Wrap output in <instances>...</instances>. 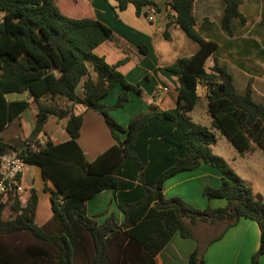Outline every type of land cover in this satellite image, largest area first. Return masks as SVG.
<instances>
[{"label":"trees","instance_id":"obj_1","mask_svg":"<svg viewBox=\"0 0 264 264\" xmlns=\"http://www.w3.org/2000/svg\"><path fill=\"white\" fill-rule=\"evenodd\" d=\"M62 1L0 0V135L34 104V125L26 140L37 146L17 149L0 137V156L15 151L26 165L40 170L52 212L44 224L35 223L34 188L4 201L0 196V264H157L156 256L175 234L197 243L187 264H204L207 246L240 219L257 226L259 245L249 264H258L264 256V202L225 160L212 154L211 146L218 131L240 156L253 147L264 153V104L253 100L250 83L238 93L226 66L218 64L217 44L196 30L195 0H170L163 32L168 40L167 29L175 25L197 45L193 55L162 69L176 77V107L159 110L150 105L126 128L109 116L128 102L129 90L140 93L117 69L126 59L109 65L96 55L94 50L111 31L88 17L65 16L59 9ZM104 1H113L118 11L131 5L136 15L154 6L151 0ZM221 2L220 28L231 36L232 21L245 23L238 10L241 0ZM210 57L213 64L206 69ZM117 86L122 91L115 103L103 104ZM198 86L206 87L209 127L189 116L199 99ZM9 94H25L31 102L9 100ZM75 106L99 113L115 141L91 162L77 144L82 114L74 113ZM50 117L63 122L68 139L58 144L48 139L40 145L37 139ZM202 164L220 174L219 185L205 186L202 196L223 200L225 206L199 210L178 197L165 198L167 180ZM104 191L112 192L123 216L120 223L112 215L99 224L86 216V203ZM6 206L8 218L2 215ZM199 223L212 229L221 224L222 230L202 245L192 230Z\"/></svg>","mask_w":264,"mask_h":264},{"label":"crops","instance_id":"obj_2","mask_svg":"<svg viewBox=\"0 0 264 264\" xmlns=\"http://www.w3.org/2000/svg\"><path fill=\"white\" fill-rule=\"evenodd\" d=\"M151 1L156 8V15L151 22L146 18V9L141 12L142 18L139 19L137 18L139 15L134 14L133 6L129 5L124 11H118L113 1L63 0L59 4V9L65 16L71 18L88 17L98 21L111 31V37L94 50L96 55L103 57L109 65L126 59L117 69L124 76L126 82L139 89L140 93L137 94L133 90H129V100L124 107L110 112L113 120L124 128L127 127L131 118L144 114L150 105L156 106L159 110L176 107L178 98L176 77L162 69L170 66L177 59L189 57L197 51V45L189 40L183 31L175 25H171L167 29L169 39L163 38L165 25L169 21L167 12H169L170 0ZM238 10L246 22L243 12L239 8ZM222 12L223 4L219 3L218 0H195L193 16L196 30L204 39L217 44L215 59L219 65L226 66L232 76L236 91L243 93L246 85L250 83L253 100L255 98L256 102L264 104V26H244L245 23L240 25L237 20H234L231 22L233 34L229 36L220 28ZM252 28L254 31L250 34ZM138 47H143L145 51L140 52ZM209 62L212 66V57L207 59L205 65ZM121 91V87L113 88L102 103L107 106L113 105ZM205 92L206 87H197L198 96L201 94L205 99ZM25 99L31 102L27 95ZM28 110L32 111L33 119L26 122L25 125L23 124L25 135L31 132L34 125L35 107L30 104L26 111ZM26 111L20 117H23L27 113ZM79 114H82V124L77 144L84 157L91 162L115 144V141L99 113L83 108ZM30 123L31 125H29ZM58 124L60 128H58L56 135L45 136L54 144L68 139L63 122L58 121ZM3 134L4 132L0 135L2 140ZM254 153L255 147L245 155L252 156ZM22 180L25 189L34 188L37 193L38 204L35 223L42 225L50 219L52 212L49 195L43 191L44 184L40 170L37 167L26 165ZM190 181L195 183L198 190H203L205 186L217 187L220 183V174L205 164L200 165L194 171L179 173L163 184L165 198H179L182 193L180 187L187 184L185 187L190 189L191 186L188 184ZM44 197L48 199L49 210L44 209L46 219L40 223L37 221L39 203ZM25 198L26 195L23 196V204ZM214 201H222L225 204V201L219 199L208 201L213 208L225 206L222 202ZM85 213L88 218L93 219L98 224L110 215L114 217L117 223L123 219L121 212L116 207L111 191L101 192L90 199L86 203ZM218 225L220 224H215V228ZM202 227L208 230L209 227L212 229L211 226ZM258 245L259 232L257 226L252 221L240 219L234 226L227 229L219 240L207 246L203 254L204 264H249L250 257L257 250ZM194 248L195 242L193 240L181 239L175 234L156 256V263L187 264L188 256ZM258 264H264V256L260 257Z\"/></svg>","mask_w":264,"mask_h":264},{"label":"rangeland","instance_id":"obj_3","mask_svg":"<svg viewBox=\"0 0 264 264\" xmlns=\"http://www.w3.org/2000/svg\"><path fill=\"white\" fill-rule=\"evenodd\" d=\"M218 1L222 4L220 0ZM239 9H241L247 20L244 26H264V0H241ZM137 18L141 19L142 14H140L139 17L137 16ZM252 31H254L253 28L251 29L250 34L252 33ZM209 67H211L210 62L205 65L206 69H208ZM88 68L91 76L94 77L90 66H88ZM81 85L82 84H80V87L78 88V94H80ZM237 89H239L238 86ZM199 96L200 97L194 109L190 112L189 116L191 117L193 122L209 127L210 117L208 116L206 110V100L201 94H199ZM25 98V94L8 95L9 100H25ZM254 100L256 99L254 98ZM32 106L35 107L34 104ZM75 107V114H79L83 109L81 106ZM26 112L27 113L24 114L23 117H20L8 126L3 134V142L17 149H24L25 147L29 148L30 145H34V149L37 150V146L34 143H30L26 140L29 134L25 135L23 131V124L25 125L26 122H29L33 119L32 111L28 110ZM109 116L112 118L110 113ZM29 125H31V123ZM58 128H60V125L58 124L57 119L50 117L43 126L44 134L41 133L39 139H37L39 141V144L41 145L45 143V141L47 140L45 138L46 135H56L57 131L59 130ZM214 134L216 137V143L211 146L212 154L225 160L229 168L241 179L243 184L250 187L252 192L258 195L264 202V153L260 149L255 147V153L252 156H240L237 153L236 149L224 136H222L218 131H214ZM8 152L15 153V151L12 150H9ZM188 184H190L191 186L190 189L185 187L187 184L180 187L182 188V193L181 196H179V199H181L187 205L199 210L205 209L208 205L211 207L209 202L206 201V199L202 196V190H198L197 186L192 181H190ZM214 202L219 203L222 201ZM222 204H224V202H222ZM44 209L49 210V203L46 197H44V199H42L39 203V214L37 217V221L40 223L46 219V217L44 216ZM2 215L4 218H8L10 216L8 206H6ZM196 226L197 227L192 226V230L194 234L202 240V245L212 236L216 235L222 228L221 224L216 228L209 230L202 227L203 225L200 223ZM196 244L197 243L195 242V247Z\"/></svg>","mask_w":264,"mask_h":264},{"label":"built area","instance_id":"obj_4","mask_svg":"<svg viewBox=\"0 0 264 264\" xmlns=\"http://www.w3.org/2000/svg\"><path fill=\"white\" fill-rule=\"evenodd\" d=\"M146 9V18L151 22L156 15V8L155 6H148ZM34 148V145L29 146L30 150H35ZM25 167L26 164L22 158L14 152H6L0 156V196L3 201L9 196H21L24 193L25 186L22 176Z\"/></svg>","mask_w":264,"mask_h":264}]
</instances>
